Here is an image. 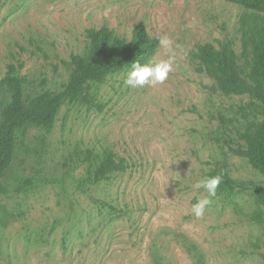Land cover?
Returning a JSON list of instances; mask_svg holds the SVG:
<instances>
[{
	"label": "rangeland",
	"instance_id": "374dc122",
	"mask_svg": "<svg viewBox=\"0 0 264 264\" xmlns=\"http://www.w3.org/2000/svg\"><path fill=\"white\" fill-rule=\"evenodd\" d=\"M243 11L229 0H0V123L7 65H20L25 94L60 91L64 62L83 51L88 28L130 39L142 22L176 51L162 84L130 88L122 69L63 100L49 129L15 131L0 194V264H264V222L250 220L263 177L234 152L254 111L190 58L217 40L233 41L239 55ZM161 51L150 60L165 58ZM105 148L124 169L95 181L96 160L85 155ZM211 169L241 189L216 193L197 218L192 205L207 193L193 185Z\"/></svg>",
	"mask_w": 264,
	"mask_h": 264
},
{
	"label": "trees",
	"instance_id": "16d2710c",
	"mask_svg": "<svg viewBox=\"0 0 264 264\" xmlns=\"http://www.w3.org/2000/svg\"><path fill=\"white\" fill-rule=\"evenodd\" d=\"M244 8L238 19V33L241 46L238 55L233 41L205 42L190 53L191 62L197 72H205L225 94L247 96L248 107L254 111L255 120L249 121L239 137L244 148L235 154L244 158L262 175L263 180L254 192L255 209L250 220L264 222V0H229ZM88 43L81 53H72L64 64L67 81L60 91L48 89L34 94H25V78L20 76V65L8 64L1 85L9 94L10 102L0 123V194L7 193L4 184L15 149V131L34 124L49 129L61 102L67 99L75 102L88 89L90 83H102L108 75L131 68L132 62L147 63L158 46V39L151 37L140 22L132 31L130 39L117 34L106 25L85 30ZM243 63V67L240 65ZM86 161L95 158L93 180L106 178L115 171L124 169V159L117 157L110 149L99 153L87 150ZM93 157V158H92ZM209 176L219 175L211 169ZM222 182L217 193L229 198L241 186L228 174L220 173Z\"/></svg>",
	"mask_w": 264,
	"mask_h": 264
},
{
	"label": "clouds",
	"instance_id": "9594fccd",
	"mask_svg": "<svg viewBox=\"0 0 264 264\" xmlns=\"http://www.w3.org/2000/svg\"><path fill=\"white\" fill-rule=\"evenodd\" d=\"M161 55L165 58L158 60H149L147 63L133 61L131 68L127 71L124 79L125 86L130 88L143 87L145 85L162 84L168 78L176 63V51L173 47V41L166 35L158 39ZM222 182L221 175H204L197 180L193 187L203 189L207 197L198 200L192 205V213L197 218L204 215L205 209L212 203L211 198L216 196L217 188Z\"/></svg>",
	"mask_w": 264,
	"mask_h": 264
}]
</instances>
